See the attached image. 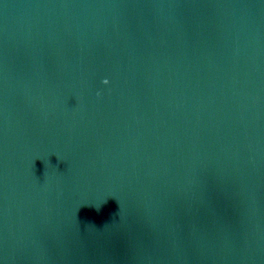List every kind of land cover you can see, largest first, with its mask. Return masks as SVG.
<instances>
[{
	"label": "water",
	"instance_id": "95a60500",
	"mask_svg": "<svg viewBox=\"0 0 264 264\" xmlns=\"http://www.w3.org/2000/svg\"><path fill=\"white\" fill-rule=\"evenodd\" d=\"M0 264H264V0H0Z\"/></svg>",
	"mask_w": 264,
	"mask_h": 264
},
{
	"label": "clouds",
	"instance_id": "9594fccd",
	"mask_svg": "<svg viewBox=\"0 0 264 264\" xmlns=\"http://www.w3.org/2000/svg\"><path fill=\"white\" fill-rule=\"evenodd\" d=\"M103 83H104L105 85H107V84L109 83V81H108L107 79H105V80L103 81ZM97 95L99 96L100 93H97Z\"/></svg>",
	"mask_w": 264,
	"mask_h": 264
}]
</instances>
